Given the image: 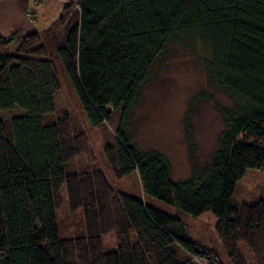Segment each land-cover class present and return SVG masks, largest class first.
I'll use <instances>...</instances> for the list:
<instances>
[{"label":"trees","instance_id":"trees-1","mask_svg":"<svg viewBox=\"0 0 264 264\" xmlns=\"http://www.w3.org/2000/svg\"><path fill=\"white\" fill-rule=\"evenodd\" d=\"M49 40L90 126L118 113L103 148L113 177L135 171L143 194L204 221L227 264H247L241 243L264 264V202L234 198L245 170L264 172V0H66L43 32L0 36V111L23 112L0 120V264H224L181 220L116 190L102 171L67 170L85 143L65 114L55 116ZM174 49L194 56L229 100L221 105L205 91L190 98L187 131L203 101L213 102L222 129L208 160L199 164L191 150L190 173L177 180L166 156L138 149L130 133L155 63ZM62 190L68 211L81 212L69 237L56 218Z\"/></svg>","mask_w":264,"mask_h":264},{"label":"rangeland","instance_id":"rangeland-1","mask_svg":"<svg viewBox=\"0 0 264 264\" xmlns=\"http://www.w3.org/2000/svg\"><path fill=\"white\" fill-rule=\"evenodd\" d=\"M30 7L36 12V21L33 25L29 21L21 30L27 32H43L47 21L61 10L62 2L47 1L42 7L47 15L42 19L40 6L30 0ZM33 3V4H32ZM59 6V7H58ZM53 15H50V14ZM76 21V17L72 22ZM35 24V28H34ZM16 28L18 25H15ZM33 28V29H32ZM43 30V31H42ZM48 40V39H47ZM17 42H12L6 53L16 49ZM48 56L52 61L59 91L54 99L55 116L65 114L70 125L69 131L78 137L77 140L84 145V151L72 159L68 171L100 170L104 173L112 186L129 196L141 200L145 205L162 211L183 222L190 232L192 240L197 243L214 248L224 264L226 256L217 234L204 221L196 219L189 214L178 211L174 206L164 203L153 196L143 194L135 171L128 176L115 179L109 168L104 154L105 145L112 143L114 129L118 120V113L114 112L107 122L98 126H90L83 113L74 89L67 78L60 58L52 41L47 42ZM199 91L213 95L221 105L229 104V100L221 93L215 91L207 82L205 72L194 56H190L180 49H174L161 63H155L149 82L143 90L142 98L130 117V133L133 142L140 150H155L166 156L171 164L172 178L183 179L190 173V151L194 159L203 164L217 146V138L222 129V119L213 102L203 101L197 103L188 118L189 131L185 126V115L189 107L190 98ZM19 108L9 111H0V120L22 114ZM190 132L191 140L188 139ZM193 147L191 149L190 147ZM234 198L247 204L258 201L264 202V172L247 169L243 177L236 182ZM61 206L56 214L58 230L61 237H69L80 221L81 212L70 213L66 205L64 190L60 194ZM112 236L103 237V249L111 251L115 248ZM247 264H253L252 255L244 244H239Z\"/></svg>","mask_w":264,"mask_h":264},{"label":"crops","instance_id":"crops-1","mask_svg":"<svg viewBox=\"0 0 264 264\" xmlns=\"http://www.w3.org/2000/svg\"><path fill=\"white\" fill-rule=\"evenodd\" d=\"M34 3H38L40 6V13L42 19L49 16L46 14L44 11H42L43 5L47 1L45 0H33ZM61 1L62 4L66 0H56V2ZM30 0H0V36L1 37H7L15 32H23L21 29L26 25L21 26L19 25L22 24L25 21H29L30 24L33 25V22L36 21V12L30 7ZM59 3V2H58ZM33 4V3H32ZM60 4V3H59ZM62 6V5H61ZM59 7V6H58ZM60 11H58L57 14L52 16L50 20L47 21L46 26L51 23L58 15ZM50 15H53L52 13ZM15 25H18L17 28ZM34 24V28H35ZM33 29V28H32Z\"/></svg>","mask_w":264,"mask_h":264}]
</instances>
